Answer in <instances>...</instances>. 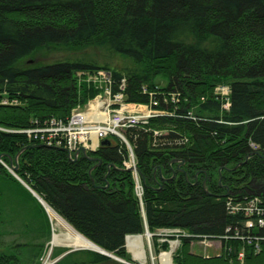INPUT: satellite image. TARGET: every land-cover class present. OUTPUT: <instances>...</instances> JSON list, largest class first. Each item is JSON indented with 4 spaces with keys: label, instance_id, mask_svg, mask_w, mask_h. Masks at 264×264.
<instances>
[{
    "label": "trees",
    "instance_id": "1",
    "mask_svg": "<svg viewBox=\"0 0 264 264\" xmlns=\"http://www.w3.org/2000/svg\"><path fill=\"white\" fill-rule=\"evenodd\" d=\"M85 46L123 55L131 65L113 69L87 53L28 60ZM101 86L157 112L124 130L142 174L144 215L121 139L111 136L89 153L96 161H71L56 141L46 146L21 132L67 121ZM20 151L17 172L28 185L120 258L129 260L126 236L142 234L147 223L153 233L189 230L193 237H182L175 264H264V243L253 240L264 231L257 211L264 208V0H0V155L9 163ZM41 227L38 234L46 232ZM238 232L241 238H232ZM201 238L220 241V254L193 253ZM44 244L10 243L0 264H31ZM108 261L80 250L57 264Z\"/></svg>",
    "mask_w": 264,
    "mask_h": 264
},
{
    "label": "rangeland",
    "instance_id": "2",
    "mask_svg": "<svg viewBox=\"0 0 264 264\" xmlns=\"http://www.w3.org/2000/svg\"><path fill=\"white\" fill-rule=\"evenodd\" d=\"M41 55L39 53L34 54L28 60L34 59L35 62H45L46 60H54V59H65L69 56H76L79 54L76 53H83L91 55L93 59L100 65H109L111 68H120V67H127L131 65V62L128 58L123 55L117 53H108L106 50L98 49L96 47L85 46L78 49L74 48H65L59 47L52 51L43 50L41 51ZM40 55V56H39ZM34 62V61H33ZM30 65V61L26 62ZM32 66L35 64L31 63ZM99 76L104 77L107 74L104 71L98 73ZM95 82L98 80L97 76L90 77ZM163 77H157L156 83L160 85H165L166 80L162 79ZM124 83V82H123ZM103 89L98 93L94 98L89 99L85 104L78 105L76 108L72 110L71 116L67 121H61L57 118L48 120L45 124H38L42 126H38L39 128L35 127L22 130L21 132H25L28 136H35V138L39 137L43 140L47 141L45 145L53 147V142L56 141V145L60 146L64 150L72 149L73 150V157H81V155L90 157L93 161H96L93 157L89 156V153L92 151H96L101 145L98 143V140L104 137L110 138L111 136L118 137L121 139L127 146L129 150V157L126 160V165H134L136 160L134 159V153L132 150V146L129 143L128 139L124 136V130L128 127H132L141 123L146 122L151 117L157 114V112L152 110L141 111L135 104L126 103L124 104V100L120 97V93L113 94L110 89H107L101 86ZM125 87V83L122 84L121 89L123 90ZM142 108V107H141ZM96 109H99L100 113H103L104 120H99L95 122L93 119H88L83 124L77 122V119L81 113L85 114L86 116L90 115V113L94 112ZM144 109V108H142ZM82 122V121H81ZM118 122V123H116ZM116 123V124H115ZM122 123H125L121 126ZM115 125V126H113ZM87 127L85 130H81V128ZM114 128L116 132H111ZM99 131L98 133H96ZM96 133V134H95ZM102 134V136H101ZM37 136V137H36ZM74 137L76 139V146L69 145L70 138ZM61 139V140H60ZM62 139L64 141H62ZM62 141V142H61ZM69 151V150H68ZM101 163L99 161L97 165H93L91 169H95ZM11 162L5 163V166L0 164V252L4 248L8 247L10 243H28V242H45L44 247L42 248L41 252L39 250L36 257L33 259L31 264H45L46 261H49L48 264L54 263L56 259H58L62 254L70 250L73 247L74 242L73 239L70 238L67 233L62 230H57L56 233L58 236L63 238L60 241V244L53 245V235L54 229L52 226L51 219L49 214L46 210L45 205H43L37 197H35L33 190L29 187L28 183L24 180L22 176L18 174V170H16L15 175L14 173L10 172L8 166H10ZM3 168L6 170L4 174L1 173ZM19 168V167H18ZM11 169V168H10ZM13 170V169H12ZM129 171V169H127ZM221 180V179H220ZM28 186V187H27ZM142 186V185H141ZM140 199L142 213L144 215V207L142 206L143 201V193L137 195ZM34 199V200H33ZM256 202L259 199H255ZM255 202V201H254ZM253 203V202H252ZM1 207L3 210H1ZM253 207H255L253 205ZM55 211V210H54ZM259 211L258 222L261 221L260 217L264 216V208L260 209L257 208ZM56 212V211H55ZM57 213V212H56ZM58 214V213H57ZM59 215V214H58ZM61 216V215H59ZM62 217V216H61ZM63 218V217H62ZM64 219V218H63ZM252 221V220H251ZM263 222V223H262ZM146 223V222H145ZM39 224L46 229V232L43 234L37 232V227ZM262 225H259V229L264 230V217L261 221ZM41 227V228H42ZM51 228V236L48 239V230ZM23 229V230H22ZM249 230H254V228H248ZM22 230V232H21ZM231 228H228L227 231H230ZM161 231V232H159ZM148 232V233H147ZM154 233H159L158 236L154 237L153 232L149 229L147 223L145 226V230L142 234L137 235H127L130 238H127L125 243V248L128 253L129 260L122 258L116 259L114 261H108L101 264H125L124 261H129V264H160V255L170 253L172 255V264L174 263V255L176 251L181 246V240L184 235L188 237L190 232L187 229H179L177 227L173 228H164L163 230H157ZM232 233V232H231ZM257 233V232H252ZM150 234L151 236H148ZM184 234V235H183ZM137 236H141L143 240V246L145 249L144 255H135V252L130 249L128 250V246H130V241ZM231 236H235L232 238H240L241 236L237 233H234ZM261 240L264 241V231L261 233ZM70 240L67 241L66 238ZM199 238V237H197ZM59 239V238H58ZM159 239V240H156ZM251 239V238H249ZM49 240V241H48ZM48 241V242H47ZM212 243L214 246L213 252H207L203 250L206 244ZM207 246V245H206ZM173 248V250H171ZM56 249V250H55ZM192 252H198L204 257H208L209 255L217 256L220 254L221 243L220 241H212L208 238H201L193 240L191 244ZM59 254V256L54 257V253ZM174 251V252H173ZM213 253V254H210ZM101 254V253H100ZM208 254V256L206 255ZM35 255V253H34ZM104 255V254H102ZM135 255V256H134ZM243 253L239 254L240 258H243ZM115 259V258H114ZM62 260V259H61ZM59 260L58 262H60ZM58 262L54 263L57 264ZM65 262H62V264Z\"/></svg>",
    "mask_w": 264,
    "mask_h": 264
},
{
    "label": "bare ground",
    "instance_id": "3",
    "mask_svg": "<svg viewBox=\"0 0 264 264\" xmlns=\"http://www.w3.org/2000/svg\"><path fill=\"white\" fill-rule=\"evenodd\" d=\"M141 110H144L142 108H140ZM89 117H91V119L93 120H104V115L103 113H100L99 112V109H96L94 112L90 113ZM88 117V118H89ZM106 119V118H105ZM80 120V117L79 119ZM87 118H85L84 121H86ZM83 121V122H84ZM78 123H80V121H78ZM98 132V131H97ZM43 143L46 144L47 141L43 140L42 141ZM42 144V143H41ZM54 144V142H53ZM47 146V145H46ZM24 150V149H23ZM22 150V151H23ZM69 150V151H68ZM66 149L67 153H68V156H69V159L71 161H77L78 157L74 158L73 157V150L72 149ZM20 151L16 156L15 158H10V166L6 167L9 169V171L12 173L14 172V169L15 167H17L16 170H18V167H19V157H20V154L21 152ZM134 155V154H133ZM16 158H17V161H16ZM134 159H135V155H134ZM5 161L3 159V156L0 155V164L2 166H5ZM11 168V169H10ZM110 168L111 166L109 167V170H108V173H110ZM13 169V170H12ZM124 169H129V171H131L132 173V176H133V181L135 183V186H134V192H135V195H140L144 192V187H143V183H142V179H141V171L139 170V167L137 165V162L134 164V165H126L124 167ZM94 169H90L89 173H90V176L92 175V171ZM16 172V171H15ZM3 174V173H2ZM15 175V174H14ZM108 176V174H107ZM107 176H105V180H107ZM16 177V175H15ZM94 182V181H93ZM142 185V186H141ZM30 187V186H29ZM105 187H109V183L107 181V184ZM31 188V187H30ZM32 189V188H31ZM33 190V189H32ZM207 190V189H206ZM34 191V190H33ZM35 192V191H34ZM37 194V193H36ZM38 195V194H37ZM36 197V196H35ZM142 197V196H141ZM143 206V204H142ZM46 207V210L49 214V217L51 219V222H52V226H53V229H54V243L53 245H56V244H60V241L59 239L57 238V234L58 233V229L59 230H62L64 231L65 233H67V235L70 236L71 239H73V242H74V246H76L77 248H82V249H89V250H97V247L95 246L96 243H92L89 239H87V237H85L84 235H82L81 233H79L76 229H74L65 219H63L61 216H59L51 207H49L48 205H45ZM144 209V208H143ZM181 229V228H179ZM163 230V229H162ZM161 232V231H159ZM159 233H153L152 236L154 237H159L158 236ZM148 236H151L150 234H147ZM184 235V234H183ZM186 235H184L185 237ZM190 237H193L191 234H189L188 237L186 238H190ZM160 238V237H159ZM131 239V238H130ZM126 240H127V236L125 238V243H126ZM156 240H159V239H156ZM254 241H256V245L257 246H261L262 247V243H264V241L262 242L260 239H253ZM143 240L141 238V236H137L135 237V239L133 238L132 241H130V246H128V250L130 251L133 250L135 252V255H144L145 253V249H144V246H143ZM207 245V246H206ZM204 249L206 248L207 250H203V251H207V252H213V249H214V246L212 243H209V244H206ZM103 249V248H102ZM104 250V249H103ZM173 250V248L171 249ZM96 252V251H94ZM127 252V251H126ZM174 252V251H173ZM195 252V251H194ZM197 252V251H196ZM220 252V251H219ZM96 253H99V252H96ZM210 254H213V253H210ZM134 255V256H135ZM137 255V257H138ZM208 256V254H206ZM210 256V255H209ZM208 256V257H209ZM160 264H172V255L170 253H167V254H161L160 255ZM125 260V259H124ZM49 261H46L45 264H48Z\"/></svg>",
    "mask_w": 264,
    "mask_h": 264
},
{
    "label": "water",
    "instance_id": "4",
    "mask_svg": "<svg viewBox=\"0 0 264 264\" xmlns=\"http://www.w3.org/2000/svg\"><path fill=\"white\" fill-rule=\"evenodd\" d=\"M111 141L109 139H104L101 141V145H107V144H110ZM16 161H17V158H16ZM14 169V174H15V171L17 169V167L13 168ZM28 187V186H27ZM30 189V187H28ZM34 192V191H33ZM34 195L39 199V201L43 204V205H48L42 197H40L39 195L36 194V192L34 193ZM49 206V205H48ZM50 207V206H49ZM148 233V232H147ZM128 237V236H127ZM60 241L63 240V238H61L60 236L58 237ZM53 239H54V236H53ZM52 239V241L54 242V240ZM67 241H69L70 239L67 237L66 238ZM92 242V241H91ZM93 243V242H92ZM94 244V243H93ZM95 245V244H94ZM97 247V250H92V251H96V252H99L101 254H104L108 257H111V258H115L116 259V256L113 255L112 253L106 251V250H103L101 247H99L97 244L95 245ZM78 250H84L82 248H77L76 246L73 245L72 248H70V250H68L67 252H65L64 254H62L58 259H56L54 261V263L58 262L59 260H61L63 257H65L66 255H68L69 253L71 252H74V251H78ZM54 263H51V264H54Z\"/></svg>",
    "mask_w": 264,
    "mask_h": 264
},
{
    "label": "built area",
    "instance_id": "5",
    "mask_svg": "<svg viewBox=\"0 0 264 264\" xmlns=\"http://www.w3.org/2000/svg\"><path fill=\"white\" fill-rule=\"evenodd\" d=\"M121 97V96H120ZM154 104H156V103H154ZM77 116H79L80 117V120H78L79 119V117H78V119H77V122L78 121H80V124H83L85 121V117L82 115V114H80V115H77ZM105 119V118H104ZM88 120V119H87ZM86 120V121H87ZM82 121V122H81ZM84 121V122H83ZM95 122H98L99 123V120H95ZM116 123H118V122H116ZM115 123V124H116ZM123 124H125V123H122L121 124V126L123 125ZM113 126H115V125H113ZM85 129H87V127H83V128H81V130L83 131V130H85ZM113 130L111 131L112 133L115 131L116 132V130H114V128H112ZM99 132V131H98ZM98 132H96V133H98ZM95 133V134H96ZM101 136H102V134H101ZM69 145H72V146H76V139H74V137H71L70 138V143H69ZM260 213V212H259ZM261 218V221H262V219H263V217H260ZM261 221L260 222H258V225H262V224H260L261 223ZM263 223V222H262ZM256 225H254V222L253 221H251V220H248L247 221V227L248 228H254ZM237 234H239L240 235V233L238 232ZM241 236V235H240ZM241 238V237H240Z\"/></svg>",
    "mask_w": 264,
    "mask_h": 264
}]
</instances>
